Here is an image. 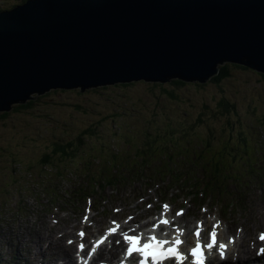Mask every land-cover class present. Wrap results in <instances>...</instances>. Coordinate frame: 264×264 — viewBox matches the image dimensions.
I'll list each match as a JSON object with an SVG mask.
<instances>
[{
  "label": "rangeland",
  "instance_id": "1",
  "mask_svg": "<svg viewBox=\"0 0 264 264\" xmlns=\"http://www.w3.org/2000/svg\"><path fill=\"white\" fill-rule=\"evenodd\" d=\"M17 4L15 0H0V6L4 10H10ZM215 77L212 76L210 81ZM210 81L205 83V87L198 85L200 83L184 85L178 91L180 95L178 102L172 103L163 99L159 108L153 113L150 112L149 108H146L147 105L153 103L148 98L151 91L146 82H133L136 85H131V87L101 86L95 89H86L81 92L82 94H80V89H53L44 95L33 94L34 98L39 100L25 113H22L21 110V112L14 111L13 108L8 111L9 116L0 120V218L4 221L2 222L0 219L1 264H5V259L2 256H7L9 249L16 250L19 255L23 254L24 257L27 256V250L31 248L34 254H38L40 250L43 251L40 249L39 244L42 242L44 248L47 247L46 240L52 239L53 241V235L58 231H62L63 228L65 230L70 229L73 236H76V229L81 226L85 215V211L82 212L84 206L79 204L67 210L57 211L54 209L57 212L58 216L56 218L59 219L60 226L50 224V218H46L44 221H34L31 218L32 214L26 212L35 210L36 214H39L42 212V208L37 203H30L31 199L28 198L21 202V205L24 203L22 206L19 205L20 195L18 194V189L21 186H27V183L24 180L25 178L21 179V182L10 180V174L13 173V163L11 162L13 153L18 156L15 159H19L18 170L20 172L25 171L26 174L24 175L23 173V175L28 179L30 173L21 163L23 158L32 162H40V159L42 160L41 156L52 149L57 143V139L70 138V136L74 138L89 123L102 117H107V120L102 128L98 130L99 137L110 140V137L116 135L117 138L109 142L116 146H121L119 142L121 139L119 138L123 139L124 137V133L121 134L120 128H123L124 132L128 131L130 133V128L135 124L140 127L137 132V144L142 143V139L145 137L146 139H152L155 134L163 135V132L168 129L175 130V139L185 137L186 139L195 140L196 136L202 139L208 138L209 141H212L209 147L193 145L195 151L192 150L191 154L195 153V160L188 158L190 165L186 163V167L189 170H183L186 173H190L189 178H193L192 183L188 180L184 186L180 185L178 181L175 185L171 183L168 185L164 181L159 180L157 183L152 182V187L146 190V185H125L124 183L126 182L124 180H119L123 185L117 188L113 194L117 192L119 197L123 194L124 200L115 203L114 197L111 196L113 194L108 191L106 197L110 201L107 212L111 213L112 209H122L127 216L131 215V221H133L131 226L137 227L138 218H142L141 223L143 226H148L149 230L152 231V225L148 221L152 220L155 214H162L165 209L173 211L174 216L177 215L178 209H183L181 202L184 200L185 194L191 198V204L194 209H191L186 217L182 219L184 220L183 222L179 221L182 225H185V222L188 221L189 226L194 228L195 225H192L194 219L204 220L202 222H206L204 226L207 228V233V231L213 229L214 222L208 221L209 217L207 219L203 218V210H212L216 214V219H219L216 221L221 222L222 227L224 224V229L227 230L223 232L222 240L227 241L235 237L239 230H242L244 242H242L241 248H246L250 252V256H253L259 247V245L254 246L253 240L257 239L259 231L264 230V223H261V219L264 221V174H258L264 171V164L251 165L249 156L247 158L248 164L245 161L243 162L242 159L250 152L254 155V150L257 149L261 152L260 157H264V81L259 72L251 68L247 70L234 69L232 76L220 85L212 84ZM164 85L167 87L171 86L170 82ZM57 90L64 91L58 92ZM218 100H225L230 106L234 105L235 107L226 113L219 106ZM120 104H123L128 115L116 121L110 120L113 112H115V107L124 110ZM11 105L13 107L14 105H19V103ZM78 105L85 107L86 110L84 111L82 108L83 112L81 110L77 111L76 106ZM118 113L123 115L124 111ZM139 114L145 118H139ZM172 117L173 119L171 120ZM200 118H202V122L197 123ZM151 122L155 128L149 126ZM127 123H129V127ZM196 123L197 127H195V130V128L191 127ZM240 135H246L248 141L243 143L244 141L239 137ZM88 144H91V141ZM121 149L127 154H134L130 145L123 146ZM213 150L214 154L208 155ZM187 154L186 156L188 157L189 154ZM201 157H204V159H201ZM220 157L222 163L218 162ZM160 158L159 154L155 155L152 169L155 168V165H160L159 162L162 161ZM251 159L255 162L254 156H251ZM227 160L230 161L227 162ZM180 165L183 166L182 163ZM180 165L177 164L176 167ZM157 167L153 170L154 172H157ZM190 167L192 168L190 169ZM55 168L56 166L52 170L48 169L47 172L43 170L40 174L42 176H45L46 173L49 174L51 178L48 182H53L55 178L52 175L55 173ZM222 170L221 182L214 184L212 173L216 174L217 171L221 174ZM125 177L127 180L130 175ZM165 179L170 180V175L167 178L165 176ZM68 180L69 182L65 183L64 186L66 189H71V192L80 183V180L76 178L75 174L70 175ZM130 182L133 183L135 181ZM139 182L142 183L143 181ZM81 184L84 186V182L81 181ZM157 184L162 185L157 186ZM190 185H194V187L191 188ZM39 186L46 187L44 184ZM195 190L202 192V194L198 195V192L196 194ZM191 191H193L194 195L191 194ZM227 192L234 195L235 198L230 199L225 196ZM140 195L144 196L139 197ZM164 195L170 204H164L160 209L158 201L161 202ZM240 195L243 196L241 207H237L232 202ZM62 197L57 200L62 201ZM42 201L45 202L47 199L43 197ZM201 202L205 206L199 210L197 206ZM154 203H156L157 213L148 209L149 204H153L152 207H154ZM19 213L21 215L25 213L27 221L23 220L20 224L13 222L14 217H18ZM140 213L146 214L141 215ZM103 218V216H100L90 223V225H97L101 221V229L98 230L95 227L94 232L100 234L104 228L109 227L108 223L113 218H116L119 223L124 222L116 214L110 215L108 221ZM76 220L78 225L74 223ZM33 221L34 223H32ZM64 222L68 223L67 227H65ZM14 225L15 228L13 229ZM21 226H23L25 231H20ZM50 226L57 228L52 230L51 235ZM83 232L91 240L92 235L88 229L84 228ZM67 237L69 236L67 235ZM26 238L27 240H25ZM22 240L26 242V252L19 246V242ZM51 245L53 250H58L60 257L64 254L63 240L53 241ZM73 251L72 249V253ZM33 253L30 251V257L33 256ZM26 258H24L25 262L28 261V258ZM19 259H21L20 256ZM33 260V264H38V259ZM56 262L57 257L54 256L52 261L49 256L46 259V264H55Z\"/></svg>",
  "mask_w": 264,
  "mask_h": 264
},
{
  "label": "water",
  "instance_id": "2",
  "mask_svg": "<svg viewBox=\"0 0 264 264\" xmlns=\"http://www.w3.org/2000/svg\"><path fill=\"white\" fill-rule=\"evenodd\" d=\"M264 74V0H28L0 12V113L53 89Z\"/></svg>",
  "mask_w": 264,
  "mask_h": 264
},
{
  "label": "trees",
  "instance_id": "3",
  "mask_svg": "<svg viewBox=\"0 0 264 264\" xmlns=\"http://www.w3.org/2000/svg\"><path fill=\"white\" fill-rule=\"evenodd\" d=\"M16 1L17 3L22 4L28 0H16ZM1 11H4V9H2V7L0 6V12ZM234 69L247 70L250 68L236 66L234 65V63L233 64L228 63L222 65L220 66L219 73L216 75L215 78H213V80L210 81V83L216 85L222 84L223 81L227 80L229 77L232 76V71ZM259 74L261 75L264 81V74L263 73H259ZM188 84L189 83L180 80H172L170 82L171 85L170 87H167L164 84L146 83V85L150 87V91H151V94L150 96H148V98L151 102H153L152 104L147 105L146 108H149L150 112L153 113L159 108V106L161 105L160 103L163 99H166L172 103L178 102L180 100V95L178 94V91L181 90V87ZM131 85H136V83L119 84L116 85V87H131ZM198 85H202L205 87V84H198ZM57 91L62 92L64 90H57ZM80 94L82 93L80 92ZM37 100L39 99L29 100L26 103H20L19 105L16 106L14 105L13 110L17 112L21 110L22 113H25L30 110L31 106L35 104ZM218 104L221 107V109L224 110V112L226 113L230 112V110H233L235 107L234 105L230 106L228 102L225 100H218ZM120 106L124 110H120L119 107L117 108L114 105L115 112H113L111 117L112 119L110 120L116 121L118 119H122L123 116L128 115L123 104H120ZM82 108L84 111L86 110L85 107H81L80 105L76 106L77 111L81 110ZM122 111H124V113L123 115H120L118 112H122ZM7 116H9L8 111L1 114L0 120L6 118ZM253 116H255V114H253ZM139 118H145V117H142L139 114ZM172 119L173 117L171 118V120ZM106 120L107 117H102L99 120L97 119L96 121L89 123L85 127V129H82L74 138L70 136V138H62L61 140L57 139V143L52 147V149L41 156L42 160L40 159V162H38L39 164L37 162H32L24 158L22 160L21 158V160L23 161L21 162L22 165L29 171L30 174H33V171L35 173L37 171L39 172L43 170L47 172V169L50 170L56 166L54 170L56 174L55 180L53 182H49V184H54L55 187H57V197H60L61 192L63 190V184L68 180L69 175L75 174L76 178L80 180V183L78 184L79 185L78 190L80 193L83 192L82 189H86L89 191H95L97 189L102 190L103 187L102 185L106 181H110V180L112 181L115 179L125 181L126 180L125 176L134 175V174L137 175L138 177H142L143 172L145 171L144 169L152 167L154 165V161L152 162L150 161L153 160L156 154H159L161 157L160 159L165 162H163L164 164L163 166L155 165V168L156 166H158L159 168L157 167L156 169L157 172L153 171V173H156L154 179L156 178L165 179V176L167 178V176L170 175L171 179L173 180L172 182L174 184L180 182L181 185L183 183L186 184L188 180L191 181V183L193 182V178L191 177L189 178L190 173H186L183 171V170L186 171L189 170V168L186 167V163L190 165L188 158H191V160L193 159L195 160L194 157L195 153L193 152L191 154L192 150L195 151L193 145L196 144L197 146L209 147V145L212 144V141H209L208 138L202 139L201 137L199 138L196 136H195V140L186 139L185 137L175 139L174 129L165 130L163 132V135L155 134V136H153L154 138L152 139H146L145 137L144 139H142L143 141L142 143L137 144L136 142V139H138L137 132L140 127H137V124H135L133 127L130 128L129 130L130 133H128V131L124 132V129L120 128V132L121 134L124 133V137L123 139L119 138L121 139L119 141L121 146L119 145L116 146L115 144L112 145L109 143L111 140H115L117 138L116 135L110 137V140L102 139L101 137H99L100 134L98 133V130L102 128ZM133 121L135 122V120ZM201 122H202V118L198 119L197 123H201ZM197 123L192 125L193 127L191 128L197 127ZM127 125L129 127V123H127ZM149 126L154 127V124L151 122ZM128 127H126V129H128ZM239 137L243 139L244 141L243 143L248 141V137L246 135H240ZM89 141H91V144H88ZM127 145H130L132 147L134 153L133 155L127 154L123 152V150L121 149V147ZM117 149L121 151L118 152ZM185 152H187L189 155ZM186 154L188 155V157L186 156ZM211 154H214V150L212 151V153H209L208 155ZM260 154L261 152L259 150H256L254 155L260 157ZM15 157L18 156L17 154L13 153V158L11 162L13 163L12 166H14L13 167L14 173L18 172L17 170H18V160H19L18 158L15 159ZM247 158L248 155H246L242 159V161L243 162L245 161L246 164L250 162L251 165H255V166L258 165L250 157H249L250 160L248 162ZM201 159H204V157H201ZM230 160H227V162H229ZM218 162L222 163L221 157L220 160H218ZM181 163L183 166L180 165ZM177 164H179L180 166L176 167ZM192 167H190V169ZM253 170L255 171L254 168ZM261 173L264 174V171L259 172L258 174ZM222 174H223V170L221 174H219V172L217 171L216 174L212 173V181L214 182V184H218L219 182H221ZM216 175L219 176L216 177ZM81 181L85 182L86 185L82 186ZM194 181H196V179H194ZM194 185H192V187H194ZM52 192H56V191L52 190Z\"/></svg>",
  "mask_w": 264,
  "mask_h": 264
},
{
  "label": "snow or ice",
  "instance_id": "4",
  "mask_svg": "<svg viewBox=\"0 0 264 264\" xmlns=\"http://www.w3.org/2000/svg\"><path fill=\"white\" fill-rule=\"evenodd\" d=\"M180 213H177L179 215ZM167 224V221H162ZM81 235H83L81 233ZM197 237L199 233L196 234ZM210 242L201 244L199 239L195 246L191 247L188 255L181 252L180 248L183 241L176 239L174 241L159 240L155 236L149 237L147 242L141 244V237L139 235L125 236L124 239L130 244L127 249V256L132 257L131 264H165V262L174 261L175 264H185V261L190 257L191 264H206L207 257L205 251H212L218 247V256L220 259H226L227 245L220 243L217 244V233L213 231L211 234ZM261 241H264V233L259 236ZM233 242L232 240L229 241ZM71 243V241H69ZM83 249V245L79 246ZM133 254H136L133 256ZM257 255L264 256V248L258 250Z\"/></svg>",
  "mask_w": 264,
  "mask_h": 264
},
{
  "label": "bare ground",
  "instance_id": "5",
  "mask_svg": "<svg viewBox=\"0 0 264 264\" xmlns=\"http://www.w3.org/2000/svg\"><path fill=\"white\" fill-rule=\"evenodd\" d=\"M218 74V73H217ZM15 104V103H14ZM258 150V149H257ZM254 151H256V150H254ZM250 158H251V156H254V158H255V162L256 163H262V164H264V158H261V157H258V156H255V155H252V154H247ZM152 161H154L155 162V160H152ZM163 162H165V161H160L159 162V164L160 165H164L163 164ZM153 170L154 169H152V167H150L148 170H146V171H144L143 172V175H142V177H137V175H131V177H130V179H127V181H126V183H124L125 185H130V184H142L143 186H145V185H148V183H152L153 181H154V176H156V173H153ZM254 174H256L255 172H254ZM146 175V176H145ZM132 176H135V177H132ZM137 177V178H136ZM130 181H135V182H130ZM139 181H143L142 183H140ZM164 182L166 183V184H168V185H170L169 183H171L172 185H175V184H173L169 179L168 180H166V179H164ZM146 183V184H145ZM112 185H114V187H112ZM121 185H123V183H121L118 179H115V180H110V181H106L102 186V190H100V193L102 194V195H106V194H108L107 192L108 191H111V193L113 194V192L114 191H116V189L117 188H120V186ZM167 191H168V189H167ZM123 194H121L120 195V197H119V195L117 194V192H115L113 195H111L112 197H114V199H116V200H118V199H121L123 196H122ZM225 196H227L228 198H230V199H233V198H235V196L234 195H232V194H229L228 192L226 193V195ZM88 198H92V199H94V200H99L100 198H101V195L100 194H95V195H93V194H90V195H87V194H83V199H82V201H84V200H87ZM242 198H243V196H238V198L237 199H239V200H242ZM67 198H66V196H63L62 197V201H65ZM61 201V200H60ZM51 212H55V210H54V208H51ZM26 213H30V214H32V217L31 218H33L34 219V221H44V214L41 212V213H39V214H36L37 212L35 211V210H31V211H28V212H26ZM187 213V212H186ZM25 214V213H24ZM23 214V215H24ZM161 215V214H160ZM18 216H21V213H19V215ZM15 218V217H14ZM204 218H205V216H204ZM212 218L213 219H216V217L213 215L212 216ZM161 220V222L164 220V217L162 218V219H160ZM34 221L32 222V223H34ZM158 225H159V223L157 222V221H155ZM160 222V223H161ZM216 223H221V222H217L216 221ZM261 223H264V221H263V219H261ZM264 225V224H263ZM225 230H223V232H224ZM37 232V231H36ZM152 232L154 233V229L152 230ZM159 233V230H157V232H156V234H158ZM172 241H174V239H172ZM242 242H244V238H243V241ZM241 242V244L240 245H238L237 247H236V249H238L237 250V253L238 254H240V256L239 257H241L242 258V256H245V257H247V256H249V254H250V252H248L247 251V249L246 248H241V245L243 244ZM253 243H254V246H257V245H260V243L261 242H259V240L258 239H254L253 240ZM262 244V243H261ZM120 247H121V245L120 244H118L117 246L115 245L113 248H112V251H113V253L115 254V255H117V256H119L120 255V253H119V249H120ZM239 248H241L240 250H239ZM236 249H234V251L236 250ZM108 250V248L106 247L101 253H100V255L99 256H101V255H103V256H105V257H107V255H106V251ZM234 251L232 252V253H234ZM21 252V251H20ZM67 252H68V250H67ZM1 255V254H0ZM15 255H16V257H18V259H19V256L21 257V259H23V261H24V256H23V254H18L17 252H15ZM4 259H5V264H12V263H10V261L7 259V256H2ZM28 258V259H27ZM27 260L28 261H30L29 263H28V261H27V263L28 264H33V258H36L34 255L32 256V257H30V253L29 254H27ZM20 259V260H21ZM37 259V258H36ZM243 260V259H242ZM104 261H106V260H104ZM126 261V260H125ZM2 263V260H1V257H0V264ZM253 263H257V262H253Z\"/></svg>",
  "mask_w": 264,
  "mask_h": 264
}]
</instances>
